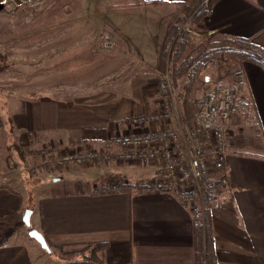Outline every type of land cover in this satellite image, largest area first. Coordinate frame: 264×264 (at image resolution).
<instances>
[{
    "label": "crops",
    "instance_id": "crops-1",
    "mask_svg": "<svg viewBox=\"0 0 264 264\" xmlns=\"http://www.w3.org/2000/svg\"><path fill=\"white\" fill-rule=\"evenodd\" d=\"M88 2L87 6L80 5L77 14L73 12L77 6L72 4L67 16L72 22L81 21L72 30L79 40L75 43L78 51L88 52L84 45L94 44L98 35L95 27L98 33H122L139 64L145 66L143 75L127 78L124 83L129 89L123 95L114 87L83 97L72 88L67 92L70 100H65L58 98L59 91L52 83L46 90L40 87L31 101L13 102L12 128L37 135L35 155L62 144L68 152L85 146L82 142L98 143L118 132L115 127L124 126L121 100L138 113L158 108L153 86L158 77L155 69L167 31L181 16L186 0ZM122 3L126 11L117 10L125 13L115 12L114 6ZM182 28L190 34L188 54L207 50L203 46L206 43L230 38L250 39L263 53L261 64L239 63L241 105L230 117L227 135L229 190L210 203L209 210L218 264H264V0H217L207 17L188 20ZM131 38L134 40L130 44ZM195 40L204 43L198 46ZM97 67L90 76L71 68V84L78 86L92 82L95 76L113 75L117 68L113 61ZM101 99H109L112 104ZM141 101L145 102L143 106L138 104ZM6 131V126L0 128V264L56 263V256L52 260L50 254L58 251L74 257L67 264H194L193 217L190 208L172 192L148 191L139 182L117 192H100L97 187H101V181L89 173L92 167L80 171L71 166L58 173L52 170L54 164L39 168L38 173L31 174L36 180L25 183L22 179L30 174L26 168L14 172L13 163L19 167L21 163L15 161L12 144L2 136ZM27 209L32 211L30 228L61 249L49 248L48 253L28 236L22 222ZM95 245L103 248L92 262L87 250Z\"/></svg>",
    "mask_w": 264,
    "mask_h": 264
},
{
    "label": "rangeland",
    "instance_id": "rangeland-1",
    "mask_svg": "<svg viewBox=\"0 0 264 264\" xmlns=\"http://www.w3.org/2000/svg\"><path fill=\"white\" fill-rule=\"evenodd\" d=\"M76 1L77 2L73 0H0V6L2 7L0 9V66L3 68L0 69V123L2 124L0 128L3 126L5 128L6 126L7 131L4 134L2 133V136L5 142L10 141L12 144L15 161H20L21 163L20 167L16 166V163H13V167L16 169L14 172H17L18 169V172H21L20 169L24 168L23 170H25L26 168L25 171L30 175H25V179L22 180H24L25 183H33L36 178L32 177V172L28 171L30 166L33 173H38L39 168L52 164L55 165L52 170H56L58 173H60L59 170L62 171L71 166L76 167L80 171L84 170L86 167H92L89 171L92 177H98V181H101V179L106 181L110 187H117L119 191L130 187V185H135L137 182L145 186L154 178V164L151 161L137 162L134 160L129 161L127 159H122L120 155L126 154L127 152H121L118 148L113 149L107 142L121 135L159 132V127H164L163 129L165 130L172 129L174 126L178 128L179 125L190 126L189 121L186 119L185 104L182 97L187 79L183 75L175 80L171 72V90L176 93L177 102L173 112L177 114L173 113L171 119L166 123L158 122L155 124H141L138 126H136L134 122L131 123L132 119L135 117H147L151 114L159 113L164 109L162 106L164 105V96L159 89V76H156L166 67L165 65L161 67L160 62L158 63V70L155 69L157 75L153 73L154 77H156V79H154L155 85L153 86L156 87L155 91L158 102L155 103H157L156 107L158 108L155 109L154 107V109L149 111H144V109H142L141 113H138L132 110V106L127 107L129 104L128 102L121 100L122 117L124 116L122 122L124 126L121 128H119V126H114L118 132L114 131V135L113 133L112 135L108 134L107 137L100 140L98 143L95 142L87 145L90 142H82L81 144H86L87 146H79L68 152L63 150V144L60 146L55 145L53 147H48L41 154L35 155L33 151H35L37 146L34 147V149L33 146L36 141H38L37 135H33L30 132L23 134V132H17L12 128L11 120L14 115V109H12L11 105L13 102H18L22 99L26 101L35 99L40 87L46 90L54 83L52 85L55 86L60 93L57 95L59 96L58 98H67L69 100V93L67 92L72 88L75 90L73 91L74 93H78L79 95L82 94L83 97H93L101 90L106 92L107 89L112 90L114 87H116V91H119V93L123 95L125 91L129 89L128 85L124 83L127 78L132 75L133 78H139L143 75L141 73H143L145 66L139 64L140 60L137 54L132 50V47L130 48L128 39L122 33H118V35H115V32L112 34L106 31L98 33L99 31L95 27L94 31H97L96 34L98 35L95 38L94 44L91 47L84 45V47L88 49V52L83 49L81 51L84 52L78 51L79 49L75 47V43L79 42V40H76L78 37L72 35V30L81 24V21L77 20L76 22H72L67 20V16L69 15L68 12L72 11L70 10L72 4L77 6V9L73 10V12L76 13L80 10V5H89V0ZM90 2L93 3V0H90ZM114 7L116 8L115 10H117V8L121 10L122 8V10L126 11V6L123 3ZM132 9H134V7H132ZM125 11L121 12L117 10L115 12L124 14ZM137 12L140 13L141 10L137 9ZM106 23L107 21H105V24ZM64 29H68L67 35ZM132 40L134 39L131 38L130 44ZM195 42L198 46L200 43H204L198 40H195ZM209 44H211V42ZM209 44L206 43L203 46L208 47ZM191 54L194 53L191 52ZM109 61H113L117 67L113 75H109L112 77L105 76L103 78V75H100L99 78H97V76L93 74L95 77L91 80L92 82L87 81L85 84L78 86L71 84V75L69 73L71 68L76 67L75 69L78 70V73L84 72L85 75L86 72L87 76H90L91 73L98 68L97 66L99 64L105 63L106 66ZM134 66L137 68L134 69ZM239 69L238 61L222 59L221 57H216L213 64H208L201 72V78L194 93L192 102L193 112L195 101L211 92L218 85H226L238 90L239 99L235 110L239 111L243 92L242 82L240 83V81H236L235 79L236 74L239 73ZM101 77L103 79H101ZM95 79H98L97 83ZM100 82H103L102 85H100ZM111 94L112 93L108 96L109 98H111ZM108 100L109 99H107V101L101 99L102 102L111 105V100ZM101 101L95 100L94 102ZM144 103V101H141L138 104L143 106ZM118 104L119 103H117V105ZM153 105L155 106V104ZM88 151L95 152L98 155L100 154L101 159L96 158L84 164L69 163V165L66 166H60L58 164V160L61 157L60 155L80 154ZM120 152L121 154H119ZM38 164L43 165L38 167ZM99 185H103V183L100 182ZM55 256L57 258L56 263L53 261L49 262L48 260L49 263L47 262V264H67V262L71 260L70 258L73 257L71 254L62 251L50 254L52 260ZM72 260H74V257Z\"/></svg>",
    "mask_w": 264,
    "mask_h": 264
},
{
    "label": "built area",
    "instance_id": "built-area-1",
    "mask_svg": "<svg viewBox=\"0 0 264 264\" xmlns=\"http://www.w3.org/2000/svg\"><path fill=\"white\" fill-rule=\"evenodd\" d=\"M158 76L159 89L164 96V109L147 117L133 118L131 123H136V126L166 123L173 113L177 114L173 112L177 102L176 93L171 90L172 78L168 66ZM235 79L241 83L242 75L236 74ZM238 99V90L218 85L195 101L193 127L179 125L178 128L174 126L165 130L159 127V132L121 135L109 140L107 144L113 149L127 152L120 155L122 159L151 161L154 164V178L145 186L142 184L143 189L172 192L190 208L194 224L202 225L207 204L220 199L229 190L225 165L229 154L227 135L231 127L230 117ZM60 156V166L101 159L100 154L89 151ZM28 171L33 173L31 166ZM97 191L118 190L117 187H110Z\"/></svg>",
    "mask_w": 264,
    "mask_h": 264
},
{
    "label": "trees",
    "instance_id": "trees-1",
    "mask_svg": "<svg viewBox=\"0 0 264 264\" xmlns=\"http://www.w3.org/2000/svg\"><path fill=\"white\" fill-rule=\"evenodd\" d=\"M217 0H186L182 14L175 21L166 34L160 54L161 67L168 66L171 75L176 80L183 75L187 81L183 89L182 97L185 104V115L191 127L194 126L193 98L200 81V75L208 64H213L216 57L236 60L239 63L251 62L262 63L263 53L250 39L230 38L223 39L219 43L209 44L207 50H196L194 54L186 53L190 40V34L181 29L188 20H199L207 17ZM164 67V68H165ZM0 69H3L0 66ZM2 124L0 123V126ZM38 155V154H37ZM101 187L97 190L108 189L110 185L101 179ZM96 189V188H95ZM32 229V228H31ZM30 229L28 228V231ZM193 263L194 264H218L214 246V230L209 203L205 209L204 222L202 225L194 224L193 229ZM48 247L52 250L61 249L45 239ZM103 245H95L88 249L90 261L95 262L97 252Z\"/></svg>",
    "mask_w": 264,
    "mask_h": 264
},
{
    "label": "water",
    "instance_id": "water-1",
    "mask_svg": "<svg viewBox=\"0 0 264 264\" xmlns=\"http://www.w3.org/2000/svg\"><path fill=\"white\" fill-rule=\"evenodd\" d=\"M2 7L0 6V9H1ZM31 213H32V211L31 210H29V209H27V210H25V212H24V215H23V217H22V222H23V224L27 227V228H29L30 230L28 231V236L30 237V238H32V239H34L40 246H41V248L43 249V250H45L46 252H50V249H49V247H48V245H47V243H46V241H45V239H44V237H43V235L41 234V233H39L37 230H35V229H31L30 228V217H31Z\"/></svg>",
    "mask_w": 264,
    "mask_h": 264
}]
</instances>
